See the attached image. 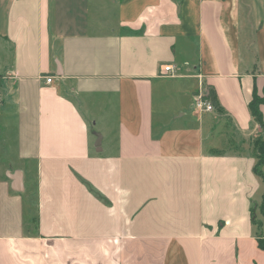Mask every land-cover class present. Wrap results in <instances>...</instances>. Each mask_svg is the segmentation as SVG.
Wrapping results in <instances>:
<instances>
[{"label":"crops","instance_id":"1","mask_svg":"<svg viewBox=\"0 0 264 264\" xmlns=\"http://www.w3.org/2000/svg\"><path fill=\"white\" fill-rule=\"evenodd\" d=\"M263 92L264 0H0V264H264Z\"/></svg>","mask_w":264,"mask_h":264},{"label":"trees","instance_id":"2","mask_svg":"<svg viewBox=\"0 0 264 264\" xmlns=\"http://www.w3.org/2000/svg\"><path fill=\"white\" fill-rule=\"evenodd\" d=\"M209 100L211 102H214L213 97H210ZM261 104H264V92L262 96H259L257 94L253 95L252 100L249 103V111L254 121L264 131V122L262 121L261 112L259 110V106ZM254 148L257 153V164L254 169L257 175L262 178L260 168L264 166V136L261 139H258L254 142ZM262 206H264V196H263ZM258 246L260 249L264 250V239L258 238Z\"/></svg>","mask_w":264,"mask_h":264},{"label":"built area","instance_id":"3","mask_svg":"<svg viewBox=\"0 0 264 264\" xmlns=\"http://www.w3.org/2000/svg\"><path fill=\"white\" fill-rule=\"evenodd\" d=\"M172 69V66H164L162 68V75H168L172 71ZM43 79L45 81V84H50L52 82V78L50 76H45L43 77ZM194 109L199 112H210L212 111L213 107L207 101L199 98L194 104Z\"/></svg>","mask_w":264,"mask_h":264},{"label":"water","instance_id":"4","mask_svg":"<svg viewBox=\"0 0 264 264\" xmlns=\"http://www.w3.org/2000/svg\"><path fill=\"white\" fill-rule=\"evenodd\" d=\"M20 179H19V175H16L15 177H14V185H15V189H20V188H17L18 186H20Z\"/></svg>","mask_w":264,"mask_h":264},{"label":"rangeland","instance_id":"5","mask_svg":"<svg viewBox=\"0 0 264 264\" xmlns=\"http://www.w3.org/2000/svg\"><path fill=\"white\" fill-rule=\"evenodd\" d=\"M258 211H260V215H262V217H264V206H262V203L260 206H258Z\"/></svg>","mask_w":264,"mask_h":264}]
</instances>
